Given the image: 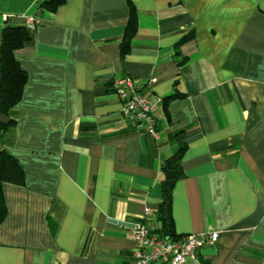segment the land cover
<instances>
[{
    "label": "crops",
    "instance_id": "1",
    "mask_svg": "<svg viewBox=\"0 0 264 264\" xmlns=\"http://www.w3.org/2000/svg\"><path fill=\"white\" fill-rule=\"evenodd\" d=\"M40 5L0 0V51L5 27L41 19L15 50L22 99L0 112L16 121L0 148L21 170L3 182L0 264H134L133 224L158 206L181 144L175 233H220L187 264H264V0ZM123 76L162 99L159 139L124 116Z\"/></svg>",
    "mask_w": 264,
    "mask_h": 264
},
{
    "label": "trees",
    "instance_id": "2",
    "mask_svg": "<svg viewBox=\"0 0 264 264\" xmlns=\"http://www.w3.org/2000/svg\"><path fill=\"white\" fill-rule=\"evenodd\" d=\"M65 0H41L40 12L44 10L54 11ZM37 16H39L37 14ZM133 16L128 25L124 37V43H128L134 32ZM31 32L27 26H7L2 32V45L0 51V112L8 115L21 101L24 87L27 82V73L15 57V50L23 47L31 40ZM163 105V101H162ZM16 125L11 119L8 123L0 122V142H4L5 135ZM181 137V133L176 135ZM184 145L174 154L168 157L162 164L163 178L160 182L161 201L155 208V218L160 222L157 228L166 237L178 238L174 230L172 217V191L177 180L184 176L182 157ZM21 177L20 165L17 159L5 148H0V222L6 213V205L3 196V182L16 180Z\"/></svg>",
    "mask_w": 264,
    "mask_h": 264
},
{
    "label": "built area",
    "instance_id": "3",
    "mask_svg": "<svg viewBox=\"0 0 264 264\" xmlns=\"http://www.w3.org/2000/svg\"><path fill=\"white\" fill-rule=\"evenodd\" d=\"M41 23L37 15L26 19L25 25L34 30ZM150 83V80H149ZM115 94L122 101V110L127 121L137 130L160 138L156 118L162 108V99H153L149 92L142 91L140 84L131 76H123L114 81ZM155 209L146 208L144 218L133 224V238L136 242L134 264H187L197 257L205 246H213L219 239L217 230L202 235L186 234L169 238L161 234L152 224Z\"/></svg>",
    "mask_w": 264,
    "mask_h": 264
}]
</instances>
